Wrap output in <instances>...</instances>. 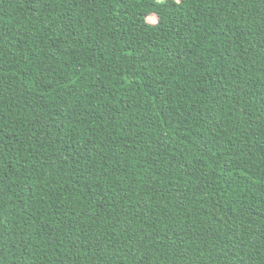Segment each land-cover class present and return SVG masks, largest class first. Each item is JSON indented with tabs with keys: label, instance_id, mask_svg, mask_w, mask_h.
<instances>
[{
	"label": "trees",
	"instance_id": "trees-1",
	"mask_svg": "<svg viewBox=\"0 0 264 264\" xmlns=\"http://www.w3.org/2000/svg\"><path fill=\"white\" fill-rule=\"evenodd\" d=\"M0 264H264V0H0Z\"/></svg>",
	"mask_w": 264,
	"mask_h": 264
},
{
	"label": "rangeland",
	"instance_id": "rangeland-1",
	"mask_svg": "<svg viewBox=\"0 0 264 264\" xmlns=\"http://www.w3.org/2000/svg\"><path fill=\"white\" fill-rule=\"evenodd\" d=\"M147 21L150 22V23H155V22H156V17H155V15H150V16L147 18Z\"/></svg>",
	"mask_w": 264,
	"mask_h": 264
}]
</instances>
